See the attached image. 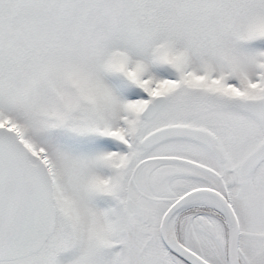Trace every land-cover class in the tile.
<instances>
[{
  "label": "snow or ice",
  "instance_id": "1",
  "mask_svg": "<svg viewBox=\"0 0 264 264\" xmlns=\"http://www.w3.org/2000/svg\"><path fill=\"white\" fill-rule=\"evenodd\" d=\"M0 264H264V0H0Z\"/></svg>",
  "mask_w": 264,
  "mask_h": 264
}]
</instances>
